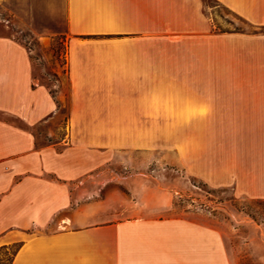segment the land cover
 I'll return each mask as SVG.
<instances>
[{
  "label": "crops",
  "instance_id": "1",
  "mask_svg": "<svg viewBox=\"0 0 264 264\" xmlns=\"http://www.w3.org/2000/svg\"><path fill=\"white\" fill-rule=\"evenodd\" d=\"M217 1L253 30L217 29L200 0H0L38 42L67 40L53 96L32 50L0 34V262L15 245L9 264L215 263L224 236L212 210L139 206L101 222V203L71 198V181L95 167L68 153L91 146L78 131L186 133L175 138L183 185L264 195V0ZM41 124L53 139L39 144ZM230 131L243 139L229 141Z\"/></svg>",
  "mask_w": 264,
  "mask_h": 264
},
{
  "label": "rangeland",
  "instance_id": "2",
  "mask_svg": "<svg viewBox=\"0 0 264 264\" xmlns=\"http://www.w3.org/2000/svg\"><path fill=\"white\" fill-rule=\"evenodd\" d=\"M200 1L203 13L212 19L217 29L253 30L251 24L217 0ZM22 24V19H13L5 10L0 11V34L12 36L32 50L35 75L55 90L57 80H65L66 37L57 35L40 43ZM62 120L63 115H59L55 122ZM36 133L39 144L53 139L46 137L45 124L37 126ZM61 134L62 131H57L54 138ZM185 134L173 131L73 132L74 140L91 146L76 152L71 150L68 155L84 161L87 168H95L81 179L71 181L72 202L101 203V222L139 206L150 213L212 210L215 225L224 236V239H215L214 264H264V195L238 196L228 187H211L198 178H190L186 186L183 185L174 160L175 138L178 136L179 143L180 135L184 141ZM242 134L230 131L223 136L233 141L242 140ZM192 135L195 140L205 139L204 133ZM221 137L222 133H214L215 140ZM229 150L230 156H234L237 147L231 146ZM193 156L195 167L202 169L199 162L204 157L203 149L195 148ZM143 191L146 195L141 198L137 194ZM15 249L14 245L2 250L0 264H9Z\"/></svg>",
  "mask_w": 264,
  "mask_h": 264
},
{
  "label": "trees",
  "instance_id": "3",
  "mask_svg": "<svg viewBox=\"0 0 264 264\" xmlns=\"http://www.w3.org/2000/svg\"><path fill=\"white\" fill-rule=\"evenodd\" d=\"M31 57H32V55H31ZM50 92L52 93L53 96L55 95V90L50 89Z\"/></svg>",
  "mask_w": 264,
  "mask_h": 264
}]
</instances>
